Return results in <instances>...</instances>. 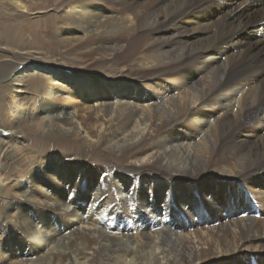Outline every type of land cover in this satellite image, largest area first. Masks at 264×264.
<instances>
[{"label": "bare ground", "instance_id": "6f19581e", "mask_svg": "<svg viewBox=\"0 0 264 264\" xmlns=\"http://www.w3.org/2000/svg\"><path fill=\"white\" fill-rule=\"evenodd\" d=\"M46 1L0 0V217L35 235L0 264H264V0Z\"/></svg>", "mask_w": 264, "mask_h": 264}, {"label": "rangeland", "instance_id": "374dc122", "mask_svg": "<svg viewBox=\"0 0 264 264\" xmlns=\"http://www.w3.org/2000/svg\"><path fill=\"white\" fill-rule=\"evenodd\" d=\"M49 2V1H48ZM46 0H37V5H38V10L37 12L40 13V12H44V11H47L49 9L52 8V4L51 3H48ZM257 21L260 22V19H255L253 22V24H255ZM49 21H46L45 23H47L46 25H49L50 23H48ZM251 24V25H253ZM249 25L248 28H246V32H250V35H252V38H253V32L258 29V28H252V26ZM43 26V25H42ZM264 27L263 26H260V29ZM41 26L38 25V27H36L37 30H40ZM85 64H90V61L87 60V62ZM90 72L92 76H94L95 74H99L100 71L99 69L97 68H90V70L88 71ZM132 78V77H131ZM139 81H136V78H132V79H129L127 81H123V82H120L118 83V86H136L138 84ZM176 134H174L175 136ZM27 169H28V166H26ZM105 167V170H102L103 173H106L108 175V177H110V179H108L105 184H103V189L104 191H106V193H110V191H112V182L115 184L117 181H122L126 187L128 189H133V194L137 195V197L139 198L140 196V191H141V188L143 187V184L142 182L140 181L141 180V174L139 173H136V172H131V171H117L116 168H114V166H111V165H104L102 167V169H104ZM108 167H111V168H108ZM21 169V170H20ZM23 169H26L25 167L23 168H20L19 167V170L22 171V172H25V170ZM109 169V170H108ZM112 169V170H111ZM114 169V171H113ZM112 171V172H111ZM118 173H117V172ZM117 174V175H116ZM124 174V175H123ZM118 178V179H117ZM160 184H162L161 186L157 187V190H159L157 193H160V195H163V194H166L169 190L166 188V187H170L172 185H174V183H176L174 180H160ZM168 182V183H167ZM108 183V184H107ZM170 184V185H169ZM134 185V186H133ZM139 185V186H138ZM116 186V184H115ZM106 187V188H105ZM138 187V188H137ZM135 190V191H134ZM109 191V192H108ZM162 191V192H161ZM113 192V191H112ZM109 195V194H108ZM107 195V196H108ZM136 197V198H137ZM107 199H105L103 202H105ZM108 202V201H107ZM105 203H102L98 206V211H102L105 207ZM0 210H1V207H0ZM150 217V216H149ZM29 218H32V216H27L25 220H29ZM39 218H36L35 217V222L34 224H32L35 228H37L36 232L39 233V232H64V229H67V224L66 222L64 221H61V220H54V219H43V220H38ZM45 220V221H44ZM52 222V223H51ZM2 223V224H1ZM37 224V225H36ZM7 225V224H6ZM6 225H5V222H3V219L2 217H0V238H5V239H13L14 241H11L13 242V247H16V249L19 247L21 249H26L27 247H31L32 245H34L33 243V238H35L34 234L32 232L29 233V231L26 229H22L20 228L19 225H11L9 227L6 228ZM36 225V226H35ZM2 226V227H1ZM4 226V227H3ZM16 228V229H14ZM54 228V229H53ZM3 230V231H2ZM13 230V231H12ZM15 230V231H14ZM50 230V231H49ZM23 231V232H22ZM17 235H16V234ZM27 233V234H26ZM33 234V235H32ZM21 235V236H20ZM25 235V236H23ZM28 235V236H27ZM32 236V237H31ZM20 238V239H19ZM25 239V240H24ZM27 239V240H26ZM19 240V242H18ZM31 241V242H30ZM36 244L39 243V242H35ZM32 244V245H31ZM27 245V246H26ZM24 246V247H23ZM21 255V254H20Z\"/></svg>", "mask_w": 264, "mask_h": 264}]
</instances>
